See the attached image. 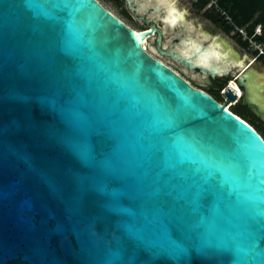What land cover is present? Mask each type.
<instances>
[{
	"label": "water",
	"instance_id": "obj_1",
	"mask_svg": "<svg viewBox=\"0 0 264 264\" xmlns=\"http://www.w3.org/2000/svg\"><path fill=\"white\" fill-rule=\"evenodd\" d=\"M125 2L147 28L100 0H0V264H264V138L144 44L211 77L238 67L264 118L256 70L200 62L220 46L182 21L163 48L139 13L168 24L165 6Z\"/></svg>",
	"mask_w": 264,
	"mask_h": 264
},
{
	"label": "flooded vegetation",
	"instance_id": "obj_2",
	"mask_svg": "<svg viewBox=\"0 0 264 264\" xmlns=\"http://www.w3.org/2000/svg\"><path fill=\"white\" fill-rule=\"evenodd\" d=\"M122 3L124 7L126 8L129 16L134 20L135 26H132L136 29H144L148 27V24L145 22H140L135 19L134 14L128 10L127 5L125 0H122ZM139 15L144 16L145 19L149 20L150 22H154L156 20V25L162 27L163 29V40L161 46L165 49H172L173 43L174 42H179V39L176 38V33L179 32V25L174 29H171V24H163L160 20H157V17H155L152 14H148L147 12H140ZM213 25L220 29L222 32L231 34L232 37L236 34L233 29L230 31L225 30V28L222 25L216 24L213 22L211 19H209ZM128 24V23H127ZM130 25V24H129ZM131 26V25H130ZM183 28L186 29V33H190L191 36H193L196 39H205L207 42H211L215 45H219L221 55L226 56L227 61L234 60L233 56V51L229 49L227 43L220 39L219 36H215L212 34L213 30L211 29L210 31H199L195 29H191L190 26L185 23L183 25ZM212 31V32H211ZM238 44L241 45L242 47H249L248 46H243L238 40ZM147 46L146 48L148 51H150L154 56L160 58L162 61H164L166 64H168L170 67L175 69L177 72H179L184 78H186L192 85L204 90L211 96H213L216 100H218L220 103L227 102L226 107L229 108L232 112L237 113L240 115L244 120H246L248 123H250L264 138V118L261 115H258L254 108L251 106H248L247 104L243 103L242 99V94H243V89H241V94H238L236 90L232 87V81L236 83V79L238 76V73L236 71L238 70V67L233 68L232 70L225 72V73H220L214 77H211L208 74H203L200 72L199 69L195 70H189L180 64L174 62L171 60L169 57L162 56L158 53L155 45V34L152 35L151 37H148L147 40ZM172 45V46H171ZM153 46V47H152ZM179 46V45H178ZM177 44L174 45V47H178ZM180 47V46H179ZM182 48V47H181ZM242 65L244 66L242 70H252L254 69V65L257 62H261L262 65L264 66V58L259 54L258 48H254L251 50V53L249 56H246L243 58ZM264 75V74H263ZM264 76H253L252 79L250 80V84L253 87V91L258 90L260 94L264 95ZM237 84V83H236ZM256 85H259V88H256ZM232 88L236 94L237 97L234 100L227 101V96H226V91L228 88ZM258 103L260 105H264V99H257ZM235 108L237 110H235Z\"/></svg>",
	"mask_w": 264,
	"mask_h": 264
},
{
	"label": "trees",
	"instance_id": "obj_3",
	"mask_svg": "<svg viewBox=\"0 0 264 264\" xmlns=\"http://www.w3.org/2000/svg\"><path fill=\"white\" fill-rule=\"evenodd\" d=\"M208 1L209 0H196L195 5L197 8L202 9L206 6ZM217 3L219 7L232 18L233 23L226 20L224 15L213 8H206L204 15L216 24L222 25L227 31L232 30L235 24L240 27L245 26L248 34L252 35L254 34L255 28L260 25L261 33L254 34V38L257 42L263 44L264 52V0H217ZM122 12L129 16L125 7ZM236 38L243 46L249 45L248 41L243 40L241 36L237 35ZM261 56L264 58V53L261 54ZM235 110L237 109L235 108Z\"/></svg>",
	"mask_w": 264,
	"mask_h": 264
},
{
	"label": "rangeland",
	"instance_id": "obj_4",
	"mask_svg": "<svg viewBox=\"0 0 264 264\" xmlns=\"http://www.w3.org/2000/svg\"><path fill=\"white\" fill-rule=\"evenodd\" d=\"M107 8H109L111 11H113L115 14H117L122 20H124L126 23L130 24L131 26H135L134 20L130 17L125 15L122 10L124 8V5L121 0H100ZM196 0H177V5L179 6L180 10H184V16L182 19V22L187 23L188 26L191 27V29L199 30V31H210L213 30L212 34L215 36H219L220 39L225 41L229 47L230 50H232L238 57L243 59L246 56H249L251 53V50L254 49L253 46L249 47H242L237 42V34L232 37L231 34H227L222 32L220 29L216 28L213 23L204 15V11L206 7L199 9L195 5ZM177 26V24L171 26V29H174ZM254 69L259 74H264V66L261 62H257L254 65ZM259 85H256V88H259ZM254 97L256 99H264V95L260 94L258 90H255Z\"/></svg>",
	"mask_w": 264,
	"mask_h": 264
},
{
	"label": "bare ground",
	"instance_id": "obj_5",
	"mask_svg": "<svg viewBox=\"0 0 264 264\" xmlns=\"http://www.w3.org/2000/svg\"><path fill=\"white\" fill-rule=\"evenodd\" d=\"M176 1L177 0H158V2L160 4H163L165 6V10H166L165 19H166V22L168 24H171V25H175L176 23H180L183 19V16H184V12H183L184 10L183 11L180 10ZM147 40L148 39H146L145 44H144L145 48H146ZM192 40L194 41L195 39L192 38ZM194 47H195V44L189 45L186 43L181 49H183L184 52L188 53ZM220 56H221L220 50L217 49L216 47H213V48L208 49L204 53L200 54L199 59H200V62L208 63V62H211L213 60L219 59ZM254 76H258V73L256 71H254ZM260 76H264V75L260 74ZM263 79H264V77H263ZM231 83H232V87L236 90V92L238 94H241V89L238 87V85L233 81Z\"/></svg>",
	"mask_w": 264,
	"mask_h": 264
},
{
	"label": "built area",
	"instance_id": "obj_6",
	"mask_svg": "<svg viewBox=\"0 0 264 264\" xmlns=\"http://www.w3.org/2000/svg\"><path fill=\"white\" fill-rule=\"evenodd\" d=\"M206 8H213L216 11H219L222 15L225 16V19L228 20L229 22L233 23L232 18L223 10L219 7L217 0H209L208 3L205 6ZM233 31L241 36L243 40H247L249 43V46H253L254 48H258L259 54H263V44L257 42L254 38V34H260L261 33V28L260 25H258L255 30L254 34L250 35L248 34V31L245 26H238V25H233ZM145 48V46H144Z\"/></svg>",
	"mask_w": 264,
	"mask_h": 264
}]
</instances>
